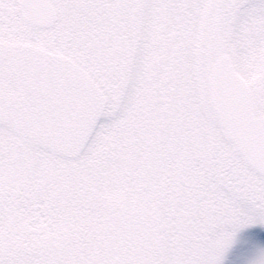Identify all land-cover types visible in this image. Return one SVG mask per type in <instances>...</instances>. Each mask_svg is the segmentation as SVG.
I'll list each match as a JSON object with an SVG mask.
<instances>
[{"label":"rangeland","instance_id":"rangeland-1","mask_svg":"<svg viewBox=\"0 0 264 264\" xmlns=\"http://www.w3.org/2000/svg\"><path fill=\"white\" fill-rule=\"evenodd\" d=\"M61 1L64 18L60 22L79 21L81 27H87L88 19L92 32L93 26L99 24L98 33L88 39L79 31L75 36L86 41L77 47L56 38L53 29L25 28L19 22L16 0H0V33L15 37L1 36L0 41L23 45L25 56L37 64L43 60L48 78L53 76L54 68H67L90 80L94 97L97 82L109 88L112 95L111 108L107 112L109 134L98 147L91 173L77 175L76 188H81L83 196L77 197L75 202H83L85 207L84 213L78 212L75 216L85 221L91 216L88 206L94 201L119 207L136 204L141 199L129 175L143 152V138L148 136L145 120L140 119L145 116L146 94L155 84L150 76L153 58L158 53L154 41L159 32L161 38L171 32L181 37V45L176 43L182 52L176 102L180 121L189 126L188 131L181 129L180 133L185 147L175 151L166 170L179 171L177 183H174L178 192L167 191L162 208L183 205L182 193L190 189L193 176L202 166L211 168L231 163L228 143L207 100L208 63L220 49L228 55L238 74L244 79V73L248 74L247 83L255 85L264 78V0ZM118 23L122 26L118 27ZM120 30L122 34L118 35ZM17 91L12 89L5 96V92L0 91V111L6 115L5 120H0L3 187L18 186L21 182L23 187L26 177L20 173L30 156L29 130L38 129L42 114L48 109L44 105L39 107L40 100L30 99L20 87ZM94 114H101L100 109L96 108ZM247 174L257 178L248 170ZM258 199L234 194L227 212L211 221L193 241L181 235H170L168 227L158 223L153 236L160 248H156L153 264H167L189 255L198 264H264V239L254 235L264 232V200L258 203ZM151 203L156 205L157 200L154 198ZM117 209L120 211L125 206ZM58 211L59 207L54 214ZM103 218L102 214L100 228ZM99 237L96 234L88 244L90 254L96 250Z\"/></svg>","mask_w":264,"mask_h":264},{"label":"trees","instance_id":"trees-1","mask_svg":"<svg viewBox=\"0 0 264 264\" xmlns=\"http://www.w3.org/2000/svg\"><path fill=\"white\" fill-rule=\"evenodd\" d=\"M119 26L122 25L118 23ZM161 30L164 34L163 28ZM121 34L122 30L118 31V35ZM180 39L174 32L161 38L159 32L154 41L158 53L153 58L155 69L150 77L155 84L146 94L143 104L145 116L140 119L145 120L148 136L143 138V152L137 164L134 163L132 175H129L136 194L141 197L140 201L119 207L94 201L88 206L91 216H87L85 221L79 220V229L61 227L50 234L40 225H36L34 230L30 229L28 221L20 220L18 209L22 182L18 186L8 185L4 187L7 204L3 213V229L7 237L5 252L11 259L26 258L36 264H153L156 248H160L159 244H155L156 236H153L155 227L160 224L156 214L159 215L164 206L167 191L171 190L172 194L178 192V186L174 183H177L179 171L166 170L172 156L176 155L175 151L186 145L183 137L180 138L181 129L189 130L188 123L180 121L182 118L176 102L182 56L176 43L181 45ZM53 177L40 181L47 186L42 195L48 205L53 206V215L62 218L65 213H84L83 202H75L77 197L83 196L81 188H76L77 175L65 173L55 179ZM23 181L24 187L27 178ZM154 198L156 205L151 203ZM123 206L125 209H117ZM58 207L59 211L54 214ZM102 214L104 218L100 228L99 217ZM96 234L100 237L96 250L90 254L88 244ZM24 244L28 247L21 250Z\"/></svg>","mask_w":264,"mask_h":264},{"label":"snow or ice","instance_id":"snow-or-ice-1","mask_svg":"<svg viewBox=\"0 0 264 264\" xmlns=\"http://www.w3.org/2000/svg\"><path fill=\"white\" fill-rule=\"evenodd\" d=\"M239 70V69H237ZM245 83L239 85L243 102L251 107L259 104L264 112V78L252 85L247 83L248 74L244 73ZM112 95L102 82L96 84L95 100L89 106L88 113L81 115L75 107L71 111L62 110L57 100L49 101V107L42 114L39 127L34 136L27 137L30 156L27 166L20 175L27 178V184L20 193V220H28V227L35 229L40 225L53 234L63 227L68 230L79 229L80 222L71 213L62 218L53 215V206L47 205L42 193L47 186L40 183L47 177L65 173L72 175L90 174L97 159V150L108 136L107 112L111 108ZM96 108L101 114L95 115ZM239 151L246 154L248 162L259 170L260 175L253 179L247 174V164L231 148V163L228 166H202L200 172L193 176L190 189L182 193L184 204L176 208H162L159 221L170 230V235H181L193 241L211 221L228 210V202L234 194H247L264 200V116L256 127V135L249 138L237 135ZM3 165L0 159V264H36L30 259H11L5 252L7 239L3 229V213L6 197L3 187ZM32 217V219H28ZM264 239V232L254 234ZM28 245L21 246V250ZM167 264H198L191 255L167 262Z\"/></svg>","mask_w":264,"mask_h":264},{"label":"flooded vegetation","instance_id":"flooded-vegetation-1","mask_svg":"<svg viewBox=\"0 0 264 264\" xmlns=\"http://www.w3.org/2000/svg\"><path fill=\"white\" fill-rule=\"evenodd\" d=\"M51 3L57 13L56 20L51 27L55 31L56 38L65 39L66 42L74 43L78 47L80 43L86 41L75 36L79 31H81L83 37L88 36V39L95 34L89 27L91 22L88 19L86 20L88 23L86 24L87 27H81L78 24L79 21L60 22L64 18L63 3L61 0H51ZM18 18L25 28L36 30L21 19L19 11ZM83 20L85 19L83 18ZM64 26L65 28H63ZM104 27L106 29L105 25ZM106 32L103 33V36H105ZM1 36L15 39L14 36L0 33ZM103 44H105V40ZM57 69V67L54 68L52 70L53 76L51 75L48 78L46 65L43 60L37 64L35 60H30L25 56V47L23 45L0 41V91L5 92L4 96L12 89L17 91L18 87H20L21 91L28 95L30 99L40 100L39 107L43 105L49 107V101L57 100L62 110L71 111L75 107L79 114L86 115L89 106L95 99L90 80L76 72L72 73L70 70H66L67 68L63 70ZM49 79L51 80L49 81ZM18 83L20 86H18ZM17 92L20 93L19 91ZM5 119L6 115L0 111V120ZM29 132L34 136L37 130H29Z\"/></svg>","mask_w":264,"mask_h":264},{"label":"water","instance_id":"water-1","mask_svg":"<svg viewBox=\"0 0 264 264\" xmlns=\"http://www.w3.org/2000/svg\"><path fill=\"white\" fill-rule=\"evenodd\" d=\"M22 19L30 26L47 29L55 21L56 12L48 0H17ZM245 81L233 69L228 56L220 53L216 56L206 76L208 102L211 110L222 127L225 140L232 151L247 164V168L256 175L259 170L248 162L247 155L239 151L237 135L254 138L259 119L253 105L243 102L239 85Z\"/></svg>","mask_w":264,"mask_h":264}]
</instances>
